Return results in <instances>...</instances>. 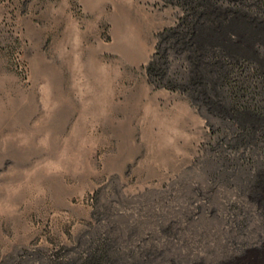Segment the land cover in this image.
<instances>
[{
    "label": "rangeland",
    "instance_id": "obj_1",
    "mask_svg": "<svg viewBox=\"0 0 264 264\" xmlns=\"http://www.w3.org/2000/svg\"><path fill=\"white\" fill-rule=\"evenodd\" d=\"M137 1L0 0V264H264V149Z\"/></svg>",
    "mask_w": 264,
    "mask_h": 264
},
{
    "label": "bare ground",
    "instance_id": "obj_2",
    "mask_svg": "<svg viewBox=\"0 0 264 264\" xmlns=\"http://www.w3.org/2000/svg\"><path fill=\"white\" fill-rule=\"evenodd\" d=\"M166 4L178 7L182 15L174 25V10L168 11L164 28H173L163 31V39L175 53L184 54L187 65L182 66L184 77L173 82L163 83L162 74L157 80L160 88L180 91L193 106L227 120L239 146L264 149V0ZM253 170L248 184L256 192L254 186L264 185V168Z\"/></svg>",
    "mask_w": 264,
    "mask_h": 264
},
{
    "label": "crops",
    "instance_id": "obj_3",
    "mask_svg": "<svg viewBox=\"0 0 264 264\" xmlns=\"http://www.w3.org/2000/svg\"><path fill=\"white\" fill-rule=\"evenodd\" d=\"M141 2L143 4H146L147 7H148V9H149L147 12H145L148 17H153V21L155 19H157V16L159 17L158 18L159 21L158 22H155L154 21L153 24L156 25V26L158 25L160 29H163L165 27L166 23H167V21H166L165 24L163 23V21H164L163 17L165 15V17L168 20L169 13H168V11H166L165 13L158 11L159 8H158V5L157 4L159 3L160 5H162L161 0H140V1H137L138 4H142ZM150 4L153 5V6H151V9H150V6H149Z\"/></svg>",
    "mask_w": 264,
    "mask_h": 264
},
{
    "label": "trees",
    "instance_id": "obj_4",
    "mask_svg": "<svg viewBox=\"0 0 264 264\" xmlns=\"http://www.w3.org/2000/svg\"><path fill=\"white\" fill-rule=\"evenodd\" d=\"M163 2L166 4V0H163ZM161 37V36H160ZM151 72H152V70H151V68H150V66L147 68V73H148V76H151ZM150 83L154 86V88H160V86H159V84H158V82L157 81H154V80H151L150 79Z\"/></svg>",
    "mask_w": 264,
    "mask_h": 264
}]
</instances>
